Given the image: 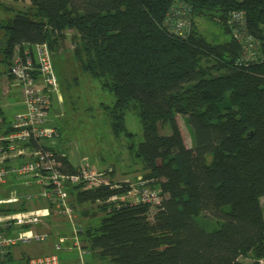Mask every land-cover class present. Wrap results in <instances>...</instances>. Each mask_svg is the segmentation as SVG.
<instances>
[{"label":"trees","instance_id":"16d2710c","mask_svg":"<svg viewBox=\"0 0 264 264\" xmlns=\"http://www.w3.org/2000/svg\"><path fill=\"white\" fill-rule=\"evenodd\" d=\"M29 2L0 21V63L10 64L16 46L41 42L58 63L69 40L81 73L114 96L104 105L112 132L131 134L125 112L137 114L142 139L135 155L163 197L151 214L144 203L108 210L103 199L123 187L73 185L70 202L85 217L80 240L89 256L108 264H245L261 256L264 0ZM177 18L186 25L180 31L173 28ZM198 18L227 37L209 39ZM177 115L191 127L190 146ZM49 147L65 154L58 135ZM56 159L63 171L74 170L66 154ZM201 214L216 219L217 228L205 229Z\"/></svg>","mask_w":264,"mask_h":264},{"label":"built area","instance_id":"2783aa9c","mask_svg":"<svg viewBox=\"0 0 264 264\" xmlns=\"http://www.w3.org/2000/svg\"><path fill=\"white\" fill-rule=\"evenodd\" d=\"M185 26L182 18H177L173 24L178 31ZM0 76L9 79L10 85L21 91L17 93L21 108L13 111L12 103L6 100L9 93L0 90V183L6 182L10 175L11 185L8 194L0 196V205L23 203L24 206L0 211V257L18 243L45 241L47 233L37 231L35 225L51 215L64 217L70 224L69 231L56 236L52 252L30 256L26 264H60L56 251L61 249L75 250L80 258L88 253L80 245L82 222L70 202L69 189L73 185H80L83 189L106 186L115 190L123 187V192L109 194L103 199L108 210L144 203L149 204L151 214L161 203L160 187L154 185L153 178L141 173L117 179L111 175L112 166L100 169L87 163L75 165L70 172L61 169L56 157L65 154L49 147L56 144L58 135L57 126L49 116L53 97L58 96V80L53 55L46 42L22 48L16 46L8 68ZM11 110L12 114L8 116ZM21 178L23 192L16 185ZM39 200H43V204H39ZM244 262L264 264V253L254 259L246 258ZM80 264L84 261L81 260Z\"/></svg>","mask_w":264,"mask_h":264},{"label":"rangeland","instance_id":"374dc122","mask_svg":"<svg viewBox=\"0 0 264 264\" xmlns=\"http://www.w3.org/2000/svg\"><path fill=\"white\" fill-rule=\"evenodd\" d=\"M29 5V0H0V21L11 18L17 11L27 10ZM197 24L209 39L222 40L227 37L216 23L198 18ZM4 40L3 32L0 30V46L4 44ZM64 47L62 59H59L58 63L57 61L55 63L53 56L54 69L58 80V96L53 97L50 106L52 123L58 127L60 149L75 164H93L100 169L109 165L112 166L115 169L114 177L117 179L141 173V162L135 155L136 146L142 139V127L137 114L133 110H126L125 128L131 134L121 132L119 135H115L111 130L104 108V105L111 106L113 104V94L109 90L103 89L97 80L81 73L71 55L72 46L69 40L65 41ZM7 68L8 66L0 63V73ZM75 77L77 82H75ZM11 90L14 89L11 88ZM7 101H13L12 94L7 97ZM11 114L12 111L7 113L8 116ZM177 120L184 141L187 146H190L193 142V134L191 127L187 124L186 116L177 115ZM22 181L23 178L18 179L16 185L23 192L25 188L21 186ZM10 186L9 175L6 182L0 183V196L8 194ZM95 205L86 203L83 208L94 211L93 207ZM261 205L264 211V197L261 199ZM80 209L78 207L77 216L83 222L85 217L79 213ZM50 218L51 216L44 218V220ZM196 218L209 231L218 226L216 219L209 217L207 214H201ZM53 219L55 220L54 224L48 223L49 227L52 226L53 229L47 240L16 244L11 248L12 256L5 259V264H11L12 258L16 264H26L27 258L30 256L53 251V249L51 250V241L56 239L59 231L56 228L63 224L65 230L69 229L64 217L53 215ZM35 228L39 229V224L35 225ZM80 245L83 246L82 241H80ZM83 247L82 249L87 250ZM56 252L59 254L60 264H80L81 260L86 261L85 264H108L93 259L88 253L80 258L75 250L66 251L61 249Z\"/></svg>","mask_w":264,"mask_h":264},{"label":"crops","instance_id":"0c3cea01","mask_svg":"<svg viewBox=\"0 0 264 264\" xmlns=\"http://www.w3.org/2000/svg\"><path fill=\"white\" fill-rule=\"evenodd\" d=\"M0 90H4L3 91V93H9L8 94V96H10V94H12V96H13V101H10L11 103H12V110L14 111L15 109H20L21 108V104L18 102L19 100H20V95L19 94H17V93H21V91H20V89H19V87H14V86H11L10 85V80L9 79H6V77H4V76H0ZM11 88H13L14 90L12 91L11 90ZM16 88H18V89H16ZM12 91V93H10ZM13 93H15V94H13ZM7 96V97H8ZM7 100V99H6ZM11 110V111H12ZM10 112V111H9ZM49 116H50V119L52 120V118H51V115H50V110H49ZM63 151V150H62ZM66 154V153H65ZM70 160V159H69ZM71 163L73 164V165H79V164H75V163H73L72 161H71ZM39 204H43V201L42 200H39ZM50 217V216H49ZM48 218V217H47ZM54 219H53V215H51V218L50 219H46V220H43V222H41V223H39V229L37 228L36 230L37 231H42V232H46L47 233V235H48V237L50 236V234H52V226L51 227H49L50 225H48V223L49 222H51V224H54ZM65 221L67 222V224L69 225L68 226V228L70 229V224H69V222L65 219ZM64 222V221H63ZM56 224H57V222H55ZM57 226H58V224H57ZM42 227V228H41ZM43 227H45V228H43ZM65 227L63 226V224H61L58 228H56V229H58L59 231L57 232L58 234H60V233H66L67 231H69V229H67V230H65L64 229ZM54 235H56V234H54ZM48 237H47V239H48ZM46 239V240H47ZM54 242H55V239L53 240V241H51V250L53 249V246H54ZM50 252H52V251H50ZM9 253V254H8ZM8 253H6V254H4V256L3 257H0V264H2V263H5V259H7V257L9 256V257H11L12 255H11V249H10V251L8 252ZM49 253V252H48ZM44 254H46V253H44ZM38 255H40V254H38ZM36 256V255H35ZM12 263L11 264H16V262H14V259L12 258ZM85 262L86 261H84V264H85ZM87 264V263H86Z\"/></svg>","mask_w":264,"mask_h":264}]
</instances>
